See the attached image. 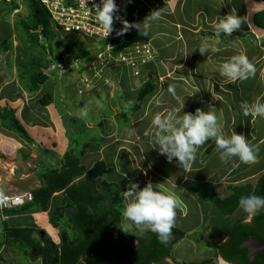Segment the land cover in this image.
Instances as JSON below:
<instances>
[{
    "label": "crops",
    "instance_id": "obj_1",
    "mask_svg": "<svg viewBox=\"0 0 264 264\" xmlns=\"http://www.w3.org/2000/svg\"><path fill=\"white\" fill-rule=\"evenodd\" d=\"M129 2L125 12L142 31L156 56L137 75L125 69H111L90 90H82L85 95L78 88H75L77 95L73 88L66 90L67 74L72 71L87 74L85 68L91 56L73 60L67 56L64 61L63 55L60 61L56 54L48 58L52 63L45 81L37 91L29 93L28 74L34 68L32 60L40 52H29L17 38L14 19L0 20V196L39 188L40 176L59 170L71 139L82 135L81 163L87 170L102 163L103 182L120 191L128 189L130 183H138L140 188L152 183L167 189L180 201L173 229L197 235L207 227L211 238H216L242 213L240 210L235 217L222 216L207 202L210 194L226 198L230 186L254 185L264 174V118L245 117L240 108L242 102L253 104L258 98L264 102V23H261L264 20L259 16L264 12V1ZM154 11H159L161 18L148 22ZM229 14L241 17V28L230 35L217 34L212 22ZM203 41L213 48L201 54L198 48ZM236 55L248 58L256 69L254 76L231 81L220 74L221 65ZM148 84L152 89L135 110L138 95ZM105 101L113 112L111 117L103 115ZM210 106L215 107L226 137L235 133L246 137L256 155L253 162L240 163L235 158L221 161L215 139L200 146L188 167L175 159L169 162L160 154L153 143L156 129L152 119L156 114L167 115L181 109L183 115L197 108L207 111ZM3 115L12 116L32 142L7 129ZM63 199L61 193L54 194L45 212L38 209L20 212V207L0 212V234L5 233V227L29 229L32 239H44V243L47 238L58 245L60 231L68 229L65 224L74 212L63 210L60 226L53 224L52 213L63 207ZM130 200L123 197L122 213ZM245 218V222L251 220L248 214ZM121 226L124 232L140 230L123 215ZM68 231L72 237L73 231ZM32 251L41 260L33 249L30 255Z\"/></svg>",
    "mask_w": 264,
    "mask_h": 264
},
{
    "label": "trees",
    "instance_id": "obj_2",
    "mask_svg": "<svg viewBox=\"0 0 264 264\" xmlns=\"http://www.w3.org/2000/svg\"><path fill=\"white\" fill-rule=\"evenodd\" d=\"M22 2L28 16L24 20L19 19L14 22V31L29 52L33 53L35 50L40 52L32 60L34 68L28 74L26 84V90L32 93L45 81L47 69L52 63L51 59H48L51 52L47 45L51 40L48 36L50 18L38 0H22ZM17 9L19 6L15 0H0V20L10 16ZM121 15L127 21L128 28L124 31L119 47L145 42L144 34L126 12H122ZM259 16L264 20V12ZM255 21L258 22L256 19ZM72 45V48L67 46L68 56L72 60L83 59L90 55L80 43L73 42ZM44 54L47 55L46 59L43 58ZM55 56L62 61L61 53L58 52ZM43 62L45 67L42 66ZM151 89V85L148 84L139 93L135 110L140 107L142 99ZM190 112L194 113V109ZM2 120H7L5 126L7 129L15 132L26 142H32L26 131L12 116L3 115ZM83 149L81 137L71 139L69 148L63 156L61 168L41 175V186L31 193L32 202L19 208L20 212L30 209L45 212L53 195L61 193L64 197L63 207L53 211L52 222L59 227L63 210L72 209L74 212L68 218L67 226L65 224L73 231L72 237L68 229H62L60 243L55 245L47 238L44 243V239H32L29 229L5 227V233L0 234V264H31L29 258L31 249L36 251L43 264H118L125 260L134 264H166L164 259L171 256L172 247L176 243L175 237H185V234L172 229L170 236L172 238L165 244L161 243L157 234L150 230L124 232L121 228L122 204L124 192L128 189L120 191L104 183L105 166L102 163H96L87 170L81 163ZM229 191L230 195L226 198L221 199L215 193H211L207 200L224 217L232 216L241 210L239 199L242 196L250 194L264 196V174L254 185L246 183L230 186ZM224 238L227 239L223 241ZM249 239H259L264 242V211L251 216L249 222H245L244 216L237 218L224 233V237L214 243L211 254L219 255L230 264H264V252L253 262L249 261L248 249L241 247ZM106 252H111L113 257ZM144 255H147L146 259ZM21 256L23 261L16 260ZM204 261L201 264L209 263L207 260Z\"/></svg>",
    "mask_w": 264,
    "mask_h": 264
},
{
    "label": "clouds",
    "instance_id": "obj_3",
    "mask_svg": "<svg viewBox=\"0 0 264 264\" xmlns=\"http://www.w3.org/2000/svg\"><path fill=\"white\" fill-rule=\"evenodd\" d=\"M97 9V23L108 35L113 31L114 13L118 11L115 0H100ZM160 18L161 13L154 11L147 20L152 22ZM242 21L241 17L229 14L214 20L212 27L217 34L230 35L241 28ZM210 48L213 46L203 41L198 50L204 54ZM255 71L253 64L245 55H236L220 67V74L231 81L247 80L255 75ZM240 108L245 117L264 118V102L259 98L253 104L242 102ZM181 111L175 109L167 115L156 114L152 119L156 129L153 143L169 162L175 159L180 165L188 167L195 159L200 146L205 145L210 139H215L221 161L235 158L240 163H251L256 159L255 152L246 137L237 133L227 137L224 135L215 107L210 106L207 111L197 108L194 113L186 112L183 115L180 114ZM124 196L126 200L128 198L131 200L124 207L123 217L141 231L148 229L157 234L159 241L166 244L172 235L176 210L180 206L176 195L152 183H148L143 188H140L138 183H130ZM239 207L249 216H256L264 211V196L256 194L242 196L239 199Z\"/></svg>",
    "mask_w": 264,
    "mask_h": 264
},
{
    "label": "built area",
    "instance_id": "obj_4",
    "mask_svg": "<svg viewBox=\"0 0 264 264\" xmlns=\"http://www.w3.org/2000/svg\"><path fill=\"white\" fill-rule=\"evenodd\" d=\"M38 1L47 11L50 21L59 30L70 34L72 38L84 36L94 42L93 53L89 55L91 57L88 56L89 61L85 68L87 74L79 83L84 90H90L111 69H125L137 75L156 56L155 50L148 42H136L130 46L119 47L124 31L128 28V23L121 13L129 9V0H115L118 11L114 13L113 31L108 35L97 23V6L100 5V0ZM66 59L67 57H64V61ZM79 93L83 91L80 90ZM30 202H32L30 191L19 195L0 196V212Z\"/></svg>",
    "mask_w": 264,
    "mask_h": 264
},
{
    "label": "rangeland",
    "instance_id": "obj_5",
    "mask_svg": "<svg viewBox=\"0 0 264 264\" xmlns=\"http://www.w3.org/2000/svg\"><path fill=\"white\" fill-rule=\"evenodd\" d=\"M15 2L19 6L18 12H14L10 16L4 18L5 20L6 19H8V20L14 19L13 21L16 22L19 19L24 20L28 16L27 9H26L24 3L22 2V0H15ZM48 23H49V25H48L49 26L48 27V32H49L48 36L51 40H49L47 45L49 46L50 52H51L49 54L50 58L52 57L53 54H56L58 52L67 57L69 54L67 48H69V47L72 48L73 42L80 43L90 54L93 53V44H94L93 41H91L90 39H88L84 36H76V37L72 38L70 34L64 33L63 31L59 30L50 21V19L48 20ZM2 24H4V22H1V25ZM67 46H69V47H67ZM46 57H47V55L44 54L43 58H46ZM81 66L84 67V62L81 63ZM67 75L69 76V78H68L69 85L67 86L68 89H66V90L73 88L76 95H77V90H75V88H78L79 90H84V88H80L79 82L82 80L83 76L86 74L83 73V75H82V73H80L78 71H72V73H69ZM76 76H78L77 79H76ZM83 93H84L83 95L86 94L85 91H83ZM80 137L82 138L83 136L81 135ZM240 212L242 213L241 216H244V218H245L247 214L242 209ZM235 216H237V213L236 214L234 213L232 215V217H235ZM232 220H233V218L230 219V221H232ZM66 226H67V223H66ZM201 231H202V227L199 229V232H201ZM204 231H205L204 233L201 232V234L198 233L197 235L195 233L194 234H185L184 241H181V243L179 242L180 244L176 245L174 247V249H173L174 253L173 254H174V257L177 258V261L179 260L178 261L179 263H182L181 261H186L187 263L199 264V262L201 263L202 261L207 260V261H209V263H204V264H225L222 262V259L220 257L213 256L211 254V251L213 252L214 243L218 240H221L224 237V233H219V234H217L218 237L211 238L212 233H209L207 231V227L204 228ZM22 258L23 257L21 256V257H18V259H16V260H18L20 262V261H23Z\"/></svg>",
    "mask_w": 264,
    "mask_h": 264
},
{
    "label": "water",
    "instance_id": "obj_6",
    "mask_svg": "<svg viewBox=\"0 0 264 264\" xmlns=\"http://www.w3.org/2000/svg\"><path fill=\"white\" fill-rule=\"evenodd\" d=\"M104 106H105V109H104L103 115L107 117L113 116V112L110 111L107 101L104 102ZM241 247L248 249V252H249L248 256H249L250 262H253L258 255L264 252V242L259 239H249L245 241L241 245ZM33 253L34 252L32 251L30 255V258L32 260L31 264H42V261L40 259H36V256L33 255ZM222 262L225 263V261L223 260ZM118 264H134V263H131L125 260V261L118 262Z\"/></svg>",
    "mask_w": 264,
    "mask_h": 264
},
{
    "label": "flooded vegetation",
    "instance_id": "obj_7",
    "mask_svg": "<svg viewBox=\"0 0 264 264\" xmlns=\"http://www.w3.org/2000/svg\"><path fill=\"white\" fill-rule=\"evenodd\" d=\"M251 221V220H250ZM172 237H169V239H171ZM176 238V243L173 245V247H172V251H171V256L170 257H166L165 259H164V263H166V264H171V262L173 263V264H188L186 261H181L182 263H179L178 261H177V258H175L174 257V252H173V249H174V247L176 246V244L179 242V241H181V240H183L184 239V237H181V236H176L175 237ZM227 238H224L223 239V241H225ZM222 241V242H223ZM214 247V246H213ZM212 252V251H211ZM106 254L107 255H111V257H113V254L111 253V252H106ZM214 256H217V257H220L219 255H214ZM146 257H147V255H144V258L146 259ZM221 258V257H220ZM222 259V258H221ZM223 260V259H222ZM224 261V260H223ZM201 263H203V261L201 262ZM200 262H199V264H201ZM225 264H230V263H227L226 261H225Z\"/></svg>",
    "mask_w": 264,
    "mask_h": 264
},
{
    "label": "bare ground",
    "instance_id": "obj_8",
    "mask_svg": "<svg viewBox=\"0 0 264 264\" xmlns=\"http://www.w3.org/2000/svg\"><path fill=\"white\" fill-rule=\"evenodd\" d=\"M57 65V64H56ZM5 166V165H4ZM32 193V192H31ZM2 214V213H1Z\"/></svg>",
    "mask_w": 264,
    "mask_h": 264
}]
</instances>
